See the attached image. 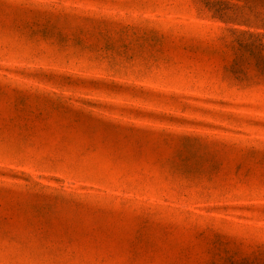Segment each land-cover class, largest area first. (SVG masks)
Wrapping results in <instances>:
<instances>
[{
	"label": "rangeland",
	"instance_id": "374dc122",
	"mask_svg": "<svg viewBox=\"0 0 264 264\" xmlns=\"http://www.w3.org/2000/svg\"><path fill=\"white\" fill-rule=\"evenodd\" d=\"M0 264H264V0H0Z\"/></svg>",
	"mask_w": 264,
	"mask_h": 264
}]
</instances>
